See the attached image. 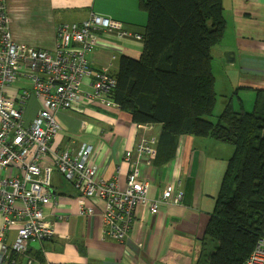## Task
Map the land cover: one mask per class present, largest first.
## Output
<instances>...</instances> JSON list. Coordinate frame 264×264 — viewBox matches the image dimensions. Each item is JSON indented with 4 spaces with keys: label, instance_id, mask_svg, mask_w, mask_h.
<instances>
[{
    "label": "crops",
    "instance_id": "obj_1",
    "mask_svg": "<svg viewBox=\"0 0 264 264\" xmlns=\"http://www.w3.org/2000/svg\"><path fill=\"white\" fill-rule=\"evenodd\" d=\"M139 4L140 0H4L13 41L49 51L58 25L80 24L91 13L119 21L125 30L142 36L147 14ZM222 4L226 30L211 53L219 93L216 116L228 104L235 110L242 107L251 112L257 92L264 91V0H222ZM98 37L99 46L87 56L94 69L111 65L114 75L120 57L138 59L142 53L141 41L101 32ZM55 117L61 130L52 148L76 151L84 145L92 147L100 176L117 180L121 187L128 174L124 153L142 136L152 134L158 139L160 131L159 126L148 131L146 125L132 123L131 115L120 107L94 106L82 114L61 111ZM178 145L167 163L156 159V145L151 166H142L140 171L150 186V199H156L177 179L176 188L183 194L180 204L162 205L155 215L139 208L127 237L119 243L103 234L100 210L94 207L92 215L82 214V209L93 203L54 174L55 202L44 209L54 237L43 243L32 242L25 255L7 252L4 264H26L28 258L34 264H207L216 244L205 239V231L233 149L210 138L190 136L180 137ZM176 160L180 167L175 177ZM15 235L14 230L7 232L4 243L12 244Z\"/></svg>",
    "mask_w": 264,
    "mask_h": 264
},
{
    "label": "built area",
    "instance_id": "obj_2",
    "mask_svg": "<svg viewBox=\"0 0 264 264\" xmlns=\"http://www.w3.org/2000/svg\"><path fill=\"white\" fill-rule=\"evenodd\" d=\"M9 26L4 0H0V264L5 263L7 252L25 255L32 242L54 237L44 214L55 202L54 174L93 203L82 214L92 215L94 207L100 210L103 234L119 243L127 237L139 208L155 215L162 205L180 204L183 194L176 188L177 179L156 199L148 197L150 186L140 168L151 166L156 157L157 138L152 134L142 136L124 153L128 174L123 187L117 180L100 176L92 147L84 145L76 151L52 148L61 130L56 113L82 114L94 106L119 108L111 98L116 86L111 65L94 69L87 59L99 46V33L136 41H142V36L125 30L119 21L91 13L80 24L58 25L49 51L13 41ZM32 95L37 109L27 122V102ZM145 128L152 131L154 126ZM179 167L176 160L175 177ZM11 230L16 232L15 239L6 245L4 237ZM26 264H34L33 259L28 258ZM245 264H264V231Z\"/></svg>",
    "mask_w": 264,
    "mask_h": 264
},
{
    "label": "trees",
    "instance_id": "obj_3",
    "mask_svg": "<svg viewBox=\"0 0 264 264\" xmlns=\"http://www.w3.org/2000/svg\"><path fill=\"white\" fill-rule=\"evenodd\" d=\"M139 5L147 14L142 53L119 58L111 98L132 123L159 126L158 162L174 157L182 136L233 149L205 231L216 244L206 261L245 264L264 231V97L257 93L251 112L228 104L216 122L206 119L216 103L211 53L226 30L222 0Z\"/></svg>",
    "mask_w": 264,
    "mask_h": 264
},
{
    "label": "rangeland",
    "instance_id": "obj_4",
    "mask_svg": "<svg viewBox=\"0 0 264 264\" xmlns=\"http://www.w3.org/2000/svg\"><path fill=\"white\" fill-rule=\"evenodd\" d=\"M223 39V38H222ZM212 73L214 74L215 80H216V63L212 62ZM218 69V68H217ZM219 70V69H218ZM14 86H17V84H14ZM214 91H215V96L216 99H219V93H216V81L214 84ZM257 93H262V97H264V91H258ZM218 104L214 106V110L212 112V116H207L206 119L216 122V111H217ZM37 109V99L32 95L30 99L27 102V111L25 114V120L27 122H30L33 119L35 110Z\"/></svg>",
    "mask_w": 264,
    "mask_h": 264
},
{
    "label": "water",
    "instance_id": "obj_5",
    "mask_svg": "<svg viewBox=\"0 0 264 264\" xmlns=\"http://www.w3.org/2000/svg\"><path fill=\"white\" fill-rule=\"evenodd\" d=\"M227 57V56H226Z\"/></svg>",
    "mask_w": 264,
    "mask_h": 264
}]
</instances>
